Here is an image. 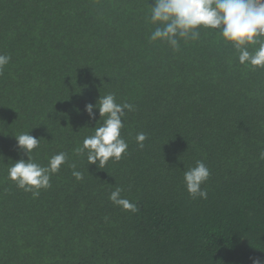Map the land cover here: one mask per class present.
Instances as JSON below:
<instances>
[{
    "label": "trees",
    "instance_id": "obj_1",
    "mask_svg": "<svg viewBox=\"0 0 264 264\" xmlns=\"http://www.w3.org/2000/svg\"><path fill=\"white\" fill-rule=\"evenodd\" d=\"M154 0H0V264H252L264 259V69L241 65L218 30L179 51L149 40ZM130 103L127 154L104 168L78 147L87 104ZM103 121L101 120L100 123ZM40 141L68 161L36 198L8 178ZM147 134L144 147L136 141ZM203 161L207 199L184 171ZM83 173L77 180L70 165ZM115 187L137 211L113 205Z\"/></svg>",
    "mask_w": 264,
    "mask_h": 264
},
{
    "label": "clouds",
    "instance_id": "obj_2",
    "mask_svg": "<svg viewBox=\"0 0 264 264\" xmlns=\"http://www.w3.org/2000/svg\"><path fill=\"white\" fill-rule=\"evenodd\" d=\"M150 7V23L154 25L149 40L161 42L179 51L181 41H198L201 30H218L222 39L232 45L238 53L241 65L264 69V0H154ZM11 57L0 54V72L9 64ZM99 111L100 121L94 133L85 137L83 145L76 149L77 154L87 155L89 165H97L102 169L111 161H119L128 151V143L122 136L123 120L126 111H134L130 103H117L114 93L101 95L95 105L87 104L85 111L90 119H95ZM24 132L15 135L17 147L27 155L8 166V178L34 198L41 190L51 187V176L59 172L67 163L68 155L59 152L51 156L46 166L35 162L32 153L40 146V141ZM147 134L139 132L136 141L140 148L144 147ZM264 160V151L259 153ZM73 176L79 181L83 173L70 165ZM210 169L203 161H197L194 167L184 171V183L192 197L207 199V191L202 188L210 178ZM123 189L115 187L109 200L113 205L125 211H137V206L121 196ZM252 264H264V259L253 258Z\"/></svg>",
    "mask_w": 264,
    "mask_h": 264
}]
</instances>
